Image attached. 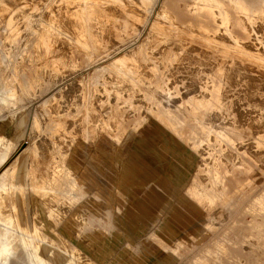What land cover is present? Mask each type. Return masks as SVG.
Here are the masks:
<instances>
[{
  "label": "rangeland",
  "instance_id": "rangeland-1",
  "mask_svg": "<svg viewBox=\"0 0 264 264\" xmlns=\"http://www.w3.org/2000/svg\"><path fill=\"white\" fill-rule=\"evenodd\" d=\"M13 1L0 0L5 10V15L0 13L1 73L11 88L15 89L16 84H28L32 90L28 101H22L19 96L8 97L5 83H0V246L5 242L12 249L8 264H182V257L188 253L191 242L196 236H203L197 207L191 206L185 195L179 194L176 199L168 195L169 191L166 194L164 189L153 185L144 189V185L138 184L137 177L128 179L123 172L128 166L126 148L129 145L136 147L129 143V134L151 124L159 125L160 119L168 121L166 128H158L167 131L172 151L155 145L144 146L149 168L174 167L178 173L175 184L180 193L192 168L198 160H206L202 153L207 152L211 157L209 161H217L221 168H232L224 174L225 181L230 185L231 194L237 197L235 203L216 208L215 221L226 224L227 230L244 242L242 246L248 240L255 212L263 214L264 228V154L259 155L256 147L258 141L264 143V75L258 64L247 68L243 66L245 60L241 59L243 67L238 69V61L233 56L221 58L222 47L210 48L205 44V32L197 24L187 21L176 29L167 20L147 11V15L142 14L139 21L125 30L115 25L110 36L105 31L99 52L90 41L87 48L78 47L73 35L63 31L44 36L45 26L37 22L40 12L48 11L64 29H71L65 19L59 20L57 16V12L66 13L69 0H20L21 4H35L25 15L31 25L24 34L23 24L16 19L21 35L7 47L2 39L7 34L5 20L12 11ZM183 1L190 3L193 0ZM116 2L124 9L130 7L126 0ZM88 23L90 31L97 34L98 24L92 19ZM152 25L163 26L166 35L156 37ZM221 27L216 22L213 30L221 31ZM123 36H126L124 46L118 51L113 41L115 43ZM258 37L264 42L263 30ZM221 38L227 40L223 35ZM185 41H188L187 47H193L196 59H190L184 66L171 64L164 70L152 71L141 59L143 52H134L142 49L164 59L166 51L174 47L186 49L182 44ZM120 56L130 57L134 70L131 77L108 65ZM221 66L226 67L225 73L219 69ZM250 77L253 78L249 80ZM209 79L214 90L212 96L223 98L219 103L224 109L217 117L202 109L200 112L205 121L198 124L185 118L183 108L194 104L203 91L207 96L209 88L204 90L201 86L209 83ZM38 94L43 97H36ZM249 111L262 114L260 127L241 117ZM113 117L119 119V126L113 132L125 134L122 142L90 143L93 137L87 133V126ZM175 130L191 135L192 148L187 145V136L178 139L173 135ZM258 130L262 131L259 133ZM76 136L77 143H72ZM9 140L13 146L6 148L5 143ZM174 149L190 157L191 162L176 157ZM238 159L249 164L251 170L245 171ZM51 164L78 169L83 179L90 183L87 191L96 192L99 198L80 197L78 207H74L67 203L66 197L56 196L48 187L47 170ZM137 174L140 177L141 173ZM158 177L153 176L155 180ZM235 179L242 184L234 185ZM145 194L150 197H143ZM164 196L167 204L163 206ZM260 201L263 205L258 204ZM160 203L166 209L157 216ZM82 204L91 206L95 216L81 210ZM103 211H109V221L97 217ZM256 250L254 261L244 259L242 262L239 255L240 260L233 264H264V244ZM221 263L220 259L216 262Z\"/></svg>",
  "mask_w": 264,
  "mask_h": 264
},
{
  "label": "bare ground",
  "instance_id": "bare-ground-1",
  "mask_svg": "<svg viewBox=\"0 0 264 264\" xmlns=\"http://www.w3.org/2000/svg\"><path fill=\"white\" fill-rule=\"evenodd\" d=\"M57 1L62 2L63 0H57ZM116 1L118 0H69L66 5V9H65L66 13L64 12L65 14H61L57 12V16L59 17V20H63V19L66 20V22L71 26L70 30L64 29L61 23H59V21L52 19L48 11H45L44 13L42 12L38 13L37 22L44 24L45 30H46L43 33L44 36L53 35L57 31H63L65 33H69L70 35H73L78 47L87 48V46L91 43L90 45L93 46L94 50L99 52L101 49V44H102V40L105 35L104 34L105 31H108L109 33L108 35L110 36L112 33V28L115 25L116 26L120 25L121 28L125 30L131 27L137 21H139V18L141 17L142 14L147 15V12H149L150 14H155L156 16L167 20L168 23L171 24L176 29L179 28L181 24H184L185 22L190 21L191 23L197 24L199 28L204 30L205 35H206V36L204 35L206 38L205 44L208 47L210 48L211 47H216V48L222 47L221 58H226V57H229L230 55L233 56L238 61L237 62V64H239V66L237 65L238 69L239 67L241 68L243 66L247 68L251 66L254 67V65L258 64L260 68L259 71H261L260 73L264 75V44H263L264 42L260 40V38L258 37V33L262 30L264 31V0H195V1L193 0L190 3H186L183 0H126L130 7L125 8V9L122 8L119 3L117 4ZM21 3L22 1L20 2V0L13 1L12 11L9 13V16L5 20V30H7V34L5 35V38L4 36H3V39L1 38L4 41V46L8 47L10 45H13L12 43L18 38L19 35H21L20 27L16 26V22H15L16 19H19V23L21 22L23 24L22 26L24 27L22 31H24V34L25 32L29 30V27L31 25V21L28 20L25 15H27L28 12H30L35 7L34 6L35 4L31 5L28 2H26L28 4H21ZM36 8L41 9V7H36ZM0 13L5 15L4 7L1 5H0ZM151 16L152 15L147 17V22L149 21ZM90 19L94 20L98 24L99 31L97 34L92 33L89 29L90 24L88 23V21ZM216 22L222 25L220 29L221 31L213 30V25ZM152 27L154 29L156 37H162V34L166 35V33L164 32L163 26L152 25ZM221 35L227 38V40L224 41L221 38ZM125 39H126V36H123L118 41H115V43L111 39L113 41V46L116 48V50L121 51L123 49V46H124L123 41ZM188 41L182 42V44L185 45L186 49H182L179 46H177L176 48L174 47L173 49L166 51L165 53L166 55L164 59L162 57H154L149 52L142 51V49L135 50L134 52L135 53L143 52V56H141V59L145 61L149 65V67H151L152 71L154 70L156 71L162 68L164 70L166 69L168 65L170 66L171 64H177L178 66H184L187 64V62L190 59H196L194 57L195 55L193 56V53H192L193 47L191 46L187 47ZM4 52L5 51L3 50V53ZM6 55H8L7 51L5 53V57ZM241 59L245 60V64L243 66H242V63L240 62ZM129 60H130L129 56H120L114 61L110 62L108 65L111 68L115 69L117 72H120L126 75L128 74L131 77V75L134 74L133 73L134 70H133L132 63ZM219 69L223 70V72L225 73L226 67L224 68L223 66H221ZM262 74L260 76H262ZM252 76L254 78L256 77L254 75ZM253 77H250L248 79L250 80ZM256 80H259V78ZM252 81L254 80L252 79ZM208 82L209 83L205 82L201 86L203 87L204 90L209 88V90L207 91V96L205 94V91H203L204 94L202 93L194 104L190 103V105H188L186 108H183L185 110V115H186L185 118L189 120H193L198 124H202L205 121V119H203V116L200 112L202 109L208 112L209 115H213L215 117L221 116L222 109H224L223 106H220V103H219V101H221V99L223 98H220L219 96H216V97L212 96V93H214V90L212 89V85H210V79L208 80ZM257 82L258 84L261 83V81H257ZM0 83L2 85L3 83H5L6 86L5 85L4 86L6 87L8 97L11 98V97L19 96V99H21L22 101H28L29 99L28 94L30 93V90H32V86L28 84H24V85L16 84L15 89L11 88L10 83L5 81L3 74L1 73V66H0ZM252 87L253 86L251 85L250 86L251 92H252ZM245 93H249V92L245 91ZM36 97L42 98L43 96L41 94H38ZM213 116L211 118H213ZM241 117L244 119V121H248L251 124H253V126L255 125L257 127H260L262 125V119H261L262 114L257 113L255 111L245 112L241 115ZM156 120L159 121V119H156ZM160 121L161 122L159 125L151 124L148 128H141L129 134L128 138L131 140L129 143L134 144L136 147L133 148L131 147V145H129L126 148V151L128 153V155L126 154V156H128L126 158L127 159L126 162L128 163V166L127 165L125 166L123 172L125 175H127L128 179L129 177H133V176L135 178L137 177L139 181H137L136 179L135 182L137 181L139 185H144L143 187L144 189L145 188L149 189V187L151 188V186L153 185L154 187L161 188L162 190L164 189L163 191L166 194H167V191H169L168 195L170 194L171 197H176L179 194L180 196L181 194L183 196L185 195L187 198H189L190 205L197 207L198 212H199V219L203 227L201 228L203 229V233H202L203 236L202 237L196 236L194 238V240L191 242L190 247L187 250L188 253L182 257V264H216V262L219 259L222 260L221 264H225L223 263V261L229 262L226 264H233L234 261L240 260L239 255H241L242 262L244 261V259H251L250 261H254L255 259L254 257L257 254L256 249H259L260 246L264 244V240H262V237H264V228L262 225L263 224V214L260 212H255L253 214L254 222L248 231L249 237H248V240H246L247 242L245 246H242L244 242L236 239V237L227 230L228 227L226 226V224H218V222L215 221L214 219V214L217 210L216 208L219 205L227 206V205L235 203L234 201H236L237 199V197L231 194L230 188H229L230 185L229 183L225 181L224 174L228 171H231L232 168L230 166L221 168V165H219L217 161H209L211 157L208 155L207 152H203L202 156H204L206 160L205 161L198 160L196 166L192 168L193 171L190 174L187 184L183 187L182 190H180V193H178L179 188L175 184V182L176 183L178 182L177 180L178 173L176 172L174 167L170 168L169 166H166V165L164 166L160 165L158 169L150 167V168H153V170H151L149 168L148 166L149 162L147 161L144 155V152L147 149H143L144 146H146L147 144L150 145V147L155 145L159 148L164 147L167 150L171 149L170 151H172L171 142L166 134L167 131L165 132L161 130L160 128H158V126H163L166 128L168 126V121L163 120V119H160ZM118 126H119V119L117 117H113L109 120L105 119L95 124L94 123L90 124L89 126H87V133L89 135L92 134L93 140L92 141L90 140L89 142L90 143L94 142V143H99V144L109 143V142H115V143L122 142V139L125 136V134L123 132H118V133L113 132L114 129H116ZM257 129L256 131L255 130L254 131L257 132ZM82 130H84V128ZM261 131L262 130H260V132ZM173 135L176 136L178 139L184 136H187V145H189V147L192 148L194 141L191 140L192 139L191 135H188V134L184 135L176 130L174 131ZM56 136L57 135H55V137ZM43 137L44 136H42V138ZM47 140H48V137H47ZM47 140L45 138V141ZM76 141H77V136L72 139V143L73 142L77 143ZM5 145H6V148H9L13 146V142L9 140L8 142L5 143ZM256 145H257L256 147L258 148L259 155L264 154V143L261 141H258ZM92 146L94 145L92 144ZM111 148L112 147H110V149ZM116 148L117 146L115 147V149ZM89 149L91 148L89 147ZM96 154L94 155L98 156ZM149 154L151 155V153ZM173 154H175L176 157H178L180 160H186L187 162H191L190 157L185 156V154L183 152H180L179 150L175 151L174 149ZM1 155L5 156V153H2ZM109 160L111 159L109 158ZM61 161L63 162V160ZM237 162L243 166L245 171L249 172L251 170L250 165L247 164L244 160L238 159ZM52 164H51V167L47 170L48 175L50 176V181L48 180L49 181L48 187L52 192H54V194H56V196L58 195V196H61L62 198L66 197L67 203L69 205H73L74 207H78L77 204L79 202L80 197H91L92 196L95 198H99L96 192H90L91 193L90 194L89 191H87L88 190L87 187L90 185V183L83 179L84 176L80 173L78 169L72 170L71 168L67 166L60 165L59 167V165L52 166ZM118 165L120 164L118 163ZM116 169L118 170L117 166H116ZM118 171H120V169ZM137 172L141 173L140 177L137 174ZM157 175L159 176L158 180L157 179L155 180L156 177L153 178V176H157ZM132 179L134 180V178ZM125 181L128 182V180H125ZM241 184H242V181L238 179L234 180V185L238 186ZM169 188L170 190H166ZM144 189H142V191H144ZM157 192L159 193V191H156V193ZM143 197H150V196L148 194H145V196ZM154 200H156L157 203L159 204V201L157 199H154ZM178 200H180V198H178ZM189 200H186V201H189ZM168 202H169V199H168ZM162 203H163V206L167 204L166 197L163 199ZM162 203L158 205L159 207L157 208V212H156L157 216L162 215L166 209L162 206ZM183 203L184 202H182V204ZM258 204L263 205V202L260 201ZM188 205H189V202H188ZM183 206L184 208L187 207L185 205ZM80 208H82L81 210H83L85 213L87 212L89 215H94L90 209L91 206H87V204H82ZM67 210L69 211V209ZM97 217L100 220L104 219L105 221H109L110 213L109 211H103L102 215L97 216ZM82 218L84 220L86 219L85 216H82ZM180 220H182V218ZM241 246L243 250L242 248H240ZM245 250H247V252ZM11 253H12V249L9 247L7 243L3 242L0 246V264H8V259H9L8 257ZM32 254H34L33 251H32ZM249 254L251 255V257L248 256Z\"/></svg>",
  "mask_w": 264,
  "mask_h": 264
}]
</instances>
